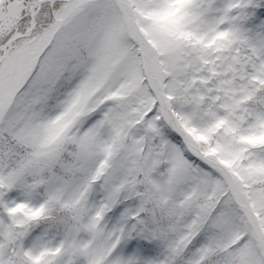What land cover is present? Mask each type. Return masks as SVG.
<instances>
[{
	"label": "snow or ice",
	"instance_id": "1",
	"mask_svg": "<svg viewBox=\"0 0 264 264\" xmlns=\"http://www.w3.org/2000/svg\"><path fill=\"white\" fill-rule=\"evenodd\" d=\"M0 264H264V0H0Z\"/></svg>",
	"mask_w": 264,
	"mask_h": 264
}]
</instances>
